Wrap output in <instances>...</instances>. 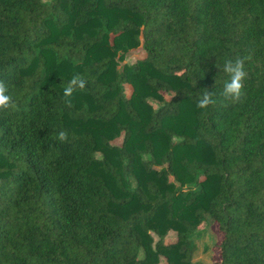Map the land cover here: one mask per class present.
<instances>
[{
    "label": "trees",
    "instance_id": "trees-1",
    "mask_svg": "<svg viewBox=\"0 0 264 264\" xmlns=\"http://www.w3.org/2000/svg\"><path fill=\"white\" fill-rule=\"evenodd\" d=\"M0 80V264H264V0H0Z\"/></svg>",
    "mask_w": 264,
    "mask_h": 264
},
{
    "label": "clouds",
    "instance_id": "clouds-1",
    "mask_svg": "<svg viewBox=\"0 0 264 264\" xmlns=\"http://www.w3.org/2000/svg\"><path fill=\"white\" fill-rule=\"evenodd\" d=\"M249 56H237L235 59H226L223 65V72L228 79L225 80L223 90L219 93L226 102L238 103L242 100L245 94V80L248 73L245 70V63L249 60ZM87 80L80 74H75L65 85L63 96L65 104L68 107L72 106V96L77 89L83 90L86 87ZM216 92H209L205 89L197 102V107L207 109L210 105L216 103ZM15 108V102L10 94V85L3 80H0V111H7ZM56 139L61 143L68 142L67 131L61 130Z\"/></svg>",
    "mask_w": 264,
    "mask_h": 264
},
{
    "label": "rangeland",
    "instance_id": "rangeland-1",
    "mask_svg": "<svg viewBox=\"0 0 264 264\" xmlns=\"http://www.w3.org/2000/svg\"><path fill=\"white\" fill-rule=\"evenodd\" d=\"M144 56L143 48H137L128 53L126 61L133 63L139 58ZM128 92L130 87L127 86ZM122 139L119 138L115 143L120 144ZM223 238V234L219 231L218 226L215 224L211 227L206 228L205 231L197 238V248L193 256V264H212L215 259L219 258L220 251L216 247V244L219 243ZM176 240V233L171 232L167 241ZM160 264H168L163 258Z\"/></svg>",
    "mask_w": 264,
    "mask_h": 264
}]
</instances>
